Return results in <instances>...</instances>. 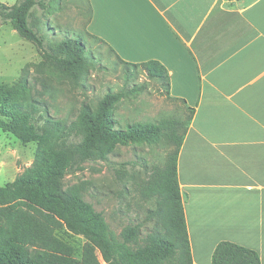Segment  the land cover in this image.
<instances>
[{"label":"crops","instance_id":"obj_1","mask_svg":"<svg viewBox=\"0 0 264 264\" xmlns=\"http://www.w3.org/2000/svg\"><path fill=\"white\" fill-rule=\"evenodd\" d=\"M124 62L157 61L192 111L178 182L194 264L232 243L264 264V0H86Z\"/></svg>","mask_w":264,"mask_h":264},{"label":"trees","instance_id":"obj_2","mask_svg":"<svg viewBox=\"0 0 264 264\" xmlns=\"http://www.w3.org/2000/svg\"><path fill=\"white\" fill-rule=\"evenodd\" d=\"M53 2L17 0L9 6L0 1V23L11 24L23 40L35 47L42 58L38 67H52L73 85L85 87L95 62L84 36H65L60 41H49L47 46L48 35L42 33L44 20L39 18L31 23L36 7L49 16L56 10ZM85 34L95 43H104L88 30ZM120 61L126 67L144 70L148 79L163 85L169 97V74L162 64ZM28 90L31 89L26 81L21 80L6 95L0 94V104H10L5 111L7 119L0 118V129L24 145L55 142L50 148L51 161L42 176L23 177L0 186V264H194L177 172L192 111L187 110L190 117L183 132L176 120L137 122L120 128L116 107L125 96L144 90L134 87L128 94L106 93L96 108L83 104L78 118L68 123L51 117L39 100L16 103L15 98ZM71 137H78L80 142H69ZM161 141L173 146V151H169L164 163L153 168L147 180L135 185L139 201L149 205L145 216L134 219L120 233L112 230L103 214L86 201L88 189L83 184L69 191L63 188V179L85 162H107L118 147ZM41 155L38 160L45 159ZM8 207L13 208L10 227L4 225ZM64 227L86 239L81 258H75L72 247L56 237V231ZM212 262L261 264L256 251L232 243L219 244Z\"/></svg>","mask_w":264,"mask_h":264},{"label":"rangeland","instance_id":"obj_3","mask_svg":"<svg viewBox=\"0 0 264 264\" xmlns=\"http://www.w3.org/2000/svg\"><path fill=\"white\" fill-rule=\"evenodd\" d=\"M13 6L17 0H0ZM54 10L44 15L39 7L34 10V20H44V34L49 41H60L65 36L80 34L84 36L89 54L95 62L85 87L73 85L52 67L40 68L42 61L35 47L23 40L11 24L0 23V94L8 93L11 87L21 80L26 81L31 90L18 95L16 103L26 104L29 100H39L44 104L51 117L72 123L78 118L83 104L96 108L97 103L108 92L128 94L134 87H144L139 94L127 95L117 105L115 117L120 128L132 123H159L163 120H176L183 132L190 114L184 107L172 101L162 84L148 79L142 69L126 67L108 47L96 43L85 34L90 22V9L86 0H54ZM10 104H0V118L7 119L5 111ZM47 145L22 144L16 137L0 129V186H6L20 178H35L43 175L51 161ZM71 143H79L78 137H71ZM169 151L165 141L154 145H132L118 147L109 160L85 162L71 170L63 179V188L83 184L88 191L86 201L117 233L134 219L144 218L149 205L139 201L135 194L136 182L145 181L154 167L164 163ZM39 154L45 159L38 160ZM42 155L40 157H42ZM40 159V158H39ZM16 205V204H15ZM22 205H18L21 208ZM12 207L6 209L4 225L10 227ZM56 237L70 245L75 258H81L86 239L68 231L65 227L56 231Z\"/></svg>","mask_w":264,"mask_h":264},{"label":"built area","instance_id":"obj_4","mask_svg":"<svg viewBox=\"0 0 264 264\" xmlns=\"http://www.w3.org/2000/svg\"><path fill=\"white\" fill-rule=\"evenodd\" d=\"M0 164H1V157H0Z\"/></svg>","mask_w":264,"mask_h":264}]
</instances>
